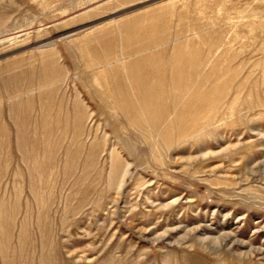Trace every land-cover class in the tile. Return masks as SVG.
Masks as SVG:
<instances>
[{
	"label": "rangeland",
	"instance_id": "1",
	"mask_svg": "<svg viewBox=\"0 0 264 264\" xmlns=\"http://www.w3.org/2000/svg\"><path fill=\"white\" fill-rule=\"evenodd\" d=\"M224 232L264 251V0H0V264L264 261Z\"/></svg>",
	"mask_w": 264,
	"mask_h": 264
},
{
	"label": "bare ground",
	"instance_id": "2",
	"mask_svg": "<svg viewBox=\"0 0 264 264\" xmlns=\"http://www.w3.org/2000/svg\"><path fill=\"white\" fill-rule=\"evenodd\" d=\"M168 206H169V204H168ZM194 229L197 230L196 227ZM194 229H190V230L186 231V234L190 233ZM165 234H166V231L161 233L159 235V237L161 238V236L163 237V235H165ZM159 237L157 236V238H159ZM183 237H185V236L183 235ZM229 237L232 238V241H231L232 245L234 243L238 242L237 245H239L242 249H244L243 251H240V252H241V254L244 255L245 258H253V256H255V257L258 256L259 259H264V251L262 249H260V248H252L249 244L244 243V242H242L240 240H236L235 238H233L234 236L231 233H227V232L225 233L224 232V233H221V234H219L217 236L203 235V237H201L199 239L202 241L201 242L202 244L206 243L209 246H211L212 248H214V247L220 248L223 244H225L227 238H229ZM261 262H262L261 264H264V261L261 260Z\"/></svg>",
	"mask_w": 264,
	"mask_h": 264
}]
</instances>
